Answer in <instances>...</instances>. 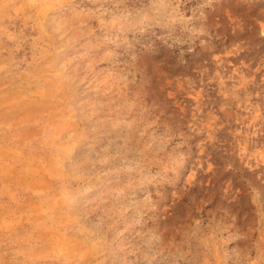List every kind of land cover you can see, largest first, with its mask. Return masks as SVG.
<instances>
[{
    "label": "rangeland",
    "instance_id": "374dc122",
    "mask_svg": "<svg viewBox=\"0 0 264 264\" xmlns=\"http://www.w3.org/2000/svg\"><path fill=\"white\" fill-rule=\"evenodd\" d=\"M0 264H264V0H0Z\"/></svg>",
    "mask_w": 264,
    "mask_h": 264
}]
</instances>
